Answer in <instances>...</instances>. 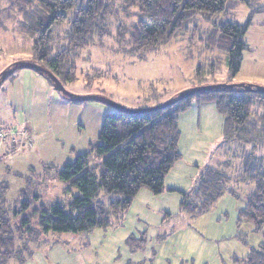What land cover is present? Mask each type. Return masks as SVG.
Masks as SVG:
<instances>
[{
  "label": "rangeland",
  "instance_id": "1",
  "mask_svg": "<svg viewBox=\"0 0 264 264\" xmlns=\"http://www.w3.org/2000/svg\"><path fill=\"white\" fill-rule=\"evenodd\" d=\"M110 5L108 36L80 53L77 81L67 85V91L80 97H103L132 110L157 107L197 86L191 80L198 66L205 67L208 76L213 64L219 66L208 82L225 83L228 55L210 41L215 37L214 25L227 21L242 25L250 14L245 4L230 1L224 14L210 22L197 16L188 32L158 50L134 52L132 29L144 17L138 9L126 11L118 0H111ZM21 6H25L23 0H0V76L11 65L33 59L32 39L20 31ZM253 23L259 22L254 19ZM69 29L68 24L54 26L56 47L66 44ZM111 112L114 108L105 102H73L32 69L16 70L0 84V129H27L31 143V147L13 151L9 142L6 156L0 150V190L9 187L6 217L13 226L16 223L15 230L34 210L13 219L23 193L30 200L39 197L34 208L69 202L68 186L60 182L56 171L77 156L91 153ZM178 127L179 163L185 165L169 175L165 186L176 191L155 194L142 188L131 207L119 213L110 210L109 197L102 198L110 227L79 234L50 233L42 241L33 238L29 251L35 255L34 261H41V252L44 259L50 256L49 264H59L60 253L65 255V264H235L261 247L264 232L239 220L240 211L255 192V185L236 182L252 147L225 142L220 116L202 105L194 104L183 114ZM98 163L92 157V166ZM208 168L231 174L234 193L225 194L210 211L190 215L181 208L183 194L194 189ZM31 221L37 232V220ZM56 259L59 263H54Z\"/></svg>",
  "mask_w": 264,
  "mask_h": 264
},
{
  "label": "trees",
  "instance_id": "2",
  "mask_svg": "<svg viewBox=\"0 0 264 264\" xmlns=\"http://www.w3.org/2000/svg\"><path fill=\"white\" fill-rule=\"evenodd\" d=\"M118 1L126 11L138 9L144 17L132 29L130 44L134 52L158 50L188 32L197 16H204L210 22L224 14L230 1L245 4L250 10L245 24L215 23V37L210 38L221 54L228 55L226 82H208L219 69L215 64L211 66L209 76L204 72L205 67L198 66L191 80L197 86L226 84L232 87L200 92L167 109L151 113L129 114L114 109L106 115L98 143L90 147L91 153L77 156L73 163L56 171L60 182L68 186L69 202L58 201L50 207L34 208L39 197L30 200L32 198L23 193V201L15 207L13 219L34 210L29 219L19 222L16 230L13 228L16 223L13 226L6 217L5 197L9 187H3L0 190V264H8L15 258L23 260L33 238L39 240L42 235L50 233L79 234L110 227L102 198L109 197L110 210L119 213L131 207L142 188L148 187L155 194L166 192L165 179L182 158L178 145L179 118L193 104L215 105L223 120L225 142L252 147L240 167L236 182L255 185V192L240 211L239 220L250 222L258 231L264 232V93L246 90L248 86L255 89L260 85L236 81L243 54L250 50L245 42L246 33L253 17L264 13V0ZM110 2L23 0L20 31L32 39L33 59L30 61L52 73L67 90V85L77 81L80 53L108 36ZM57 24L70 26L66 44L60 47L55 46L53 38ZM9 142L13 151L31 147L20 146L18 141L8 138L3 143L2 156L7 155ZM92 157L99 162L96 167L92 166ZM232 178L221 168L206 169L194 189L183 194L182 210L190 215L210 211L225 194L234 193ZM74 191L79 195L75 196ZM34 218L37 232L31 228ZM235 264H264V244Z\"/></svg>",
  "mask_w": 264,
  "mask_h": 264
},
{
  "label": "crops",
  "instance_id": "3",
  "mask_svg": "<svg viewBox=\"0 0 264 264\" xmlns=\"http://www.w3.org/2000/svg\"><path fill=\"white\" fill-rule=\"evenodd\" d=\"M254 19L258 20L259 23L254 24L253 23ZM245 42L250 47V50L244 52V54H243V62H242L240 73L238 75V77H240V80L237 81V79H236V81H237V83H249V84L264 86V13L257 14L253 17L252 25L249 28V30L245 36ZM197 105H199V104H197ZM193 106H194V104L192 105V107ZM202 106H204L205 110H208L212 115L214 113V114H216V116H220L218 114L216 106H214L213 104H202ZM181 116H183V114ZM179 120H180V118H179ZM222 126H223V120L220 116V131H221V133H222ZM179 162H181V160ZM179 162L174 166L172 171L168 174V177H166L165 186H166L167 178H169V175L173 171H175V170L180 171V170L184 169V167L182 165L184 163H179ZM172 189L173 188L170 187V190H167V189L166 190L167 191H176V190H172ZM44 236H46V235H42L39 240L42 241L43 239H47V237L45 238ZM44 255H45V253H44ZM44 255L41 252H39L38 256L41 257V261H39V263H37L34 261L35 255L28 250V254L25 255L23 260H21V259L19 260V259L15 258L12 261L8 262V264H40V262H41V264H49L50 256L46 255V257L44 259ZM59 257L61 259L60 263H62V257H63V264H65L64 253H60ZM54 263H59V262L56 259L54 261Z\"/></svg>",
  "mask_w": 264,
  "mask_h": 264
},
{
  "label": "water",
  "instance_id": "4",
  "mask_svg": "<svg viewBox=\"0 0 264 264\" xmlns=\"http://www.w3.org/2000/svg\"><path fill=\"white\" fill-rule=\"evenodd\" d=\"M19 69H32L34 71H37L41 75L47 76L52 81L55 89L60 91V92H63L73 102H84V101H93V100L101 101V102L107 103L108 105H110L114 109H117V110L125 112V113H129V114L151 113V112H155V111L164 110V109H167V108L179 103L180 101H182V100H184V99H186L192 95L197 94V93L211 91V90L219 89V88H230V87H232V85H226V84L205 85V86H201V87L197 86V87H193L189 90L182 92L181 94H179L178 97H175V98L171 99L169 102H166V103L159 105L157 107L132 110V109L125 108V107L119 105L118 103L110 101V100L103 98V97H96V96L80 97V96L72 95L66 90V88L62 85V83L52 73L48 72L46 69L38 66L35 62H32V61H28V62L20 61V62H17L15 64L11 65L10 68H7L5 75L2 74L0 76V84L3 81H5L8 76H10L16 70H19ZM237 86H240V85H237ZM246 90L247 91H258V92L264 93V87H261V86H257V87H255V89L252 86H248V87H246Z\"/></svg>",
  "mask_w": 264,
  "mask_h": 264
},
{
  "label": "built area",
  "instance_id": "5",
  "mask_svg": "<svg viewBox=\"0 0 264 264\" xmlns=\"http://www.w3.org/2000/svg\"><path fill=\"white\" fill-rule=\"evenodd\" d=\"M6 129L0 130V150L3 148V143L8 140V138L12 139L20 146H31L29 139V132L27 129H10L9 131H5Z\"/></svg>",
  "mask_w": 264,
  "mask_h": 264
}]
</instances>
